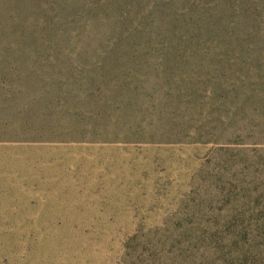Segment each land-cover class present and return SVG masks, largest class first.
Here are the masks:
<instances>
[{
	"label": "rangeland",
	"instance_id": "1",
	"mask_svg": "<svg viewBox=\"0 0 264 264\" xmlns=\"http://www.w3.org/2000/svg\"><path fill=\"white\" fill-rule=\"evenodd\" d=\"M0 264H264V0H0Z\"/></svg>",
	"mask_w": 264,
	"mask_h": 264
}]
</instances>
